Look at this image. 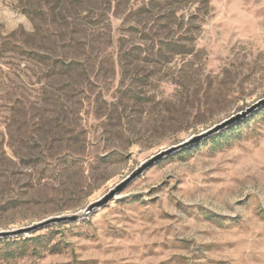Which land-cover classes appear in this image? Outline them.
Returning a JSON list of instances; mask_svg holds the SVG:
<instances>
[{
    "label": "rangeland",
    "instance_id": "obj_1",
    "mask_svg": "<svg viewBox=\"0 0 264 264\" xmlns=\"http://www.w3.org/2000/svg\"><path fill=\"white\" fill-rule=\"evenodd\" d=\"M6 6L26 22L0 21V230L77 212L264 99V0ZM118 195L0 238V264H264V104Z\"/></svg>",
    "mask_w": 264,
    "mask_h": 264
},
{
    "label": "water",
    "instance_id": "obj_2",
    "mask_svg": "<svg viewBox=\"0 0 264 264\" xmlns=\"http://www.w3.org/2000/svg\"><path fill=\"white\" fill-rule=\"evenodd\" d=\"M264 104V99L260 100L257 104L253 107L249 108L245 112H241L237 115L230 117L229 119L225 120L224 122L215 125L211 129L203 132L202 134L193 136L192 138L178 144L174 145L166 150L159 152L158 154L152 156L151 158L145 160L144 162L140 163L137 168L124 180L116 184L114 187L110 188L103 196L98 198L97 200L91 201L85 208L74 212V213H67L60 216H52L42 221L33 223L30 226L15 228L10 230H0V238H9V237H19L22 235H28L32 232L47 227L49 225L55 223H67L71 221H86L91 218V216L97 213L102 208L106 207L110 204L111 201L119 198V193L136 177L144 173L149 167H151L154 163L166 157L176 151H179L185 147H188L194 143H197L202 138H206L224 128L231 125L233 122L240 120V118L245 117L249 112L254 110L255 108Z\"/></svg>",
    "mask_w": 264,
    "mask_h": 264
},
{
    "label": "clouds",
    "instance_id": "obj_3",
    "mask_svg": "<svg viewBox=\"0 0 264 264\" xmlns=\"http://www.w3.org/2000/svg\"><path fill=\"white\" fill-rule=\"evenodd\" d=\"M0 21L5 23L9 28L14 29L21 23L26 22V17H24L18 10L6 6L0 8ZM247 191L260 195L259 190L251 185L248 186Z\"/></svg>",
    "mask_w": 264,
    "mask_h": 264
},
{
    "label": "trees",
    "instance_id": "obj_4",
    "mask_svg": "<svg viewBox=\"0 0 264 264\" xmlns=\"http://www.w3.org/2000/svg\"><path fill=\"white\" fill-rule=\"evenodd\" d=\"M154 1H157V0H154ZM8 256L11 257V256H14L13 253H8Z\"/></svg>",
    "mask_w": 264,
    "mask_h": 264
}]
</instances>
